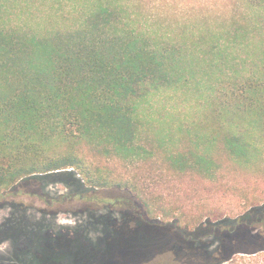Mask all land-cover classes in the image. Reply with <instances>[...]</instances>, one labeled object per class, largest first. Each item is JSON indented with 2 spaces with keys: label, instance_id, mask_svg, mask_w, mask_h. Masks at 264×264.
<instances>
[{
  "label": "trees",
  "instance_id": "obj_1",
  "mask_svg": "<svg viewBox=\"0 0 264 264\" xmlns=\"http://www.w3.org/2000/svg\"><path fill=\"white\" fill-rule=\"evenodd\" d=\"M167 92L202 97L204 116L178 143L145 121ZM261 166L264 0H0L1 201L25 191L76 202L84 230L107 238L105 253L140 243L150 222L172 227L179 254L150 264H264L263 202L221 218L198 199L228 186L230 167ZM182 181L190 195L169 206L161 188ZM50 184L67 192L52 197ZM115 190L128 198L108 201ZM5 203L0 242L31 240L32 264L95 256L61 228L47 235L22 202Z\"/></svg>",
  "mask_w": 264,
  "mask_h": 264
},
{
  "label": "rangeland",
  "instance_id": "obj_2",
  "mask_svg": "<svg viewBox=\"0 0 264 264\" xmlns=\"http://www.w3.org/2000/svg\"><path fill=\"white\" fill-rule=\"evenodd\" d=\"M147 107L149 108L145 111L144 116L151 129L155 133L159 132L160 136L166 140L173 137L176 143L181 141L179 135L181 130L190 129L195 120L204 116L202 97L197 95L162 93ZM223 178L225 182L222 185L228 184V186L221 188L220 192H207V190H204L199 193L198 197L204 202V205H207V209H215L221 212V218H235L244 214L248 206L247 202L255 198L264 203V166L249 169L230 167ZM191 186L192 184L189 182L182 181L180 184H169V186L161 189L168 198V205L171 206L174 201H186V195L189 193ZM218 186L221 187L220 184ZM208 189H212V186ZM48 191L53 197L67 192V189L60 184H50ZM105 195L109 199L108 201L111 202L116 198H128L126 192L118 190L109 191ZM5 201L22 202L23 205L29 207L26 211L28 219L32 221L43 219L47 225L51 226L50 231L46 233L47 235L55 234V231L61 228L64 237L77 240L84 251L95 255L88 264H150V261L159 253L161 255L156 256L158 258L154 263L163 261L165 258L164 253L173 256L179 254L180 251L176 242L177 232H174L172 227H161L157 223L150 222L143 225L141 229V233L149 237L150 240H146L147 237H145L142 238V241H139L140 243L130 242L122 248L116 246L115 249L105 253V241L103 240L107 238L101 241L100 238L103 236H101V231L97 233L84 230L86 216L75 214L81 209L76 202H62L61 204L53 202L48 205L44 201L26 194L25 191L20 195H7L2 201L0 200V229L12 217V209ZM32 206L35 208H32ZM41 209L49 214L44 216ZM118 211L123 212L124 210L121 208ZM105 212L106 210H102L100 213ZM119 217L118 214L113 216L116 222L119 221ZM152 218H156L158 222L164 221L159 217ZM117 223H111L112 227L116 226L117 230L120 231V227L124 225ZM76 229L80 232L77 236L74 232ZM99 230H101L100 227ZM143 242L145 244H142ZM31 246L32 242L28 238L22 239L17 246L8 239L2 240L0 242V264H18L19 261H23L24 264H32L30 262L31 256L27 255L31 251ZM142 256L146 257L141 258Z\"/></svg>",
  "mask_w": 264,
  "mask_h": 264
}]
</instances>
